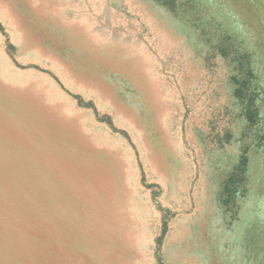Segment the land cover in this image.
<instances>
[{
  "label": "rangeland",
  "instance_id": "rangeland-1",
  "mask_svg": "<svg viewBox=\"0 0 264 264\" xmlns=\"http://www.w3.org/2000/svg\"><path fill=\"white\" fill-rule=\"evenodd\" d=\"M186 6L0 0V264H264V0Z\"/></svg>",
  "mask_w": 264,
  "mask_h": 264
},
{
  "label": "trees",
  "instance_id": "trees-1",
  "mask_svg": "<svg viewBox=\"0 0 264 264\" xmlns=\"http://www.w3.org/2000/svg\"><path fill=\"white\" fill-rule=\"evenodd\" d=\"M160 4L170 13L177 17L182 18L179 11L182 10L183 14L188 11L186 4L189 6L190 3L193 4V0H189L187 3H183L182 0H153ZM195 2V1H194ZM186 7V8H185ZM217 52L222 56L227 58H232V60L237 64L236 68L240 70L243 74V78H238L237 76L232 77V82L234 83L235 90L234 95L239 100L242 106V116L245 117L246 121L250 127H258L260 122V110L257 105L258 94L252 90L251 81L254 78V73L250 65V59L245 57L243 54L238 53L237 50L234 51L231 44H224L216 47ZM233 54V56H232ZM259 143L262 144L264 141V135L258 136ZM249 147H245L242 150V155L240 156L239 162L235 167L234 171L229 175L225 181L222 197L224 198L223 204L228 207L229 211L232 210L233 215L237 214L238 199L246 198L249 192L248 184L249 179L247 177V172L250 163V157L248 155ZM166 227L164 228V232Z\"/></svg>",
  "mask_w": 264,
  "mask_h": 264
}]
</instances>
